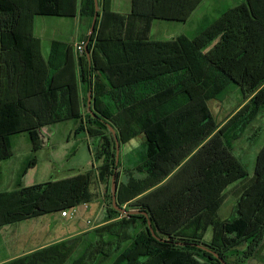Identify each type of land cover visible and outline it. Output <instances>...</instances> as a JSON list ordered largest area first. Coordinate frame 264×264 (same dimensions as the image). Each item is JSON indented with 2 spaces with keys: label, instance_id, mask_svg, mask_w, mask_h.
<instances>
[{
  "label": "trees",
  "instance_id": "16d2710c",
  "mask_svg": "<svg viewBox=\"0 0 264 264\" xmlns=\"http://www.w3.org/2000/svg\"><path fill=\"white\" fill-rule=\"evenodd\" d=\"M201 2L132 0L128 15L106 7L100 17L98 11L87 47L90 65L81 53L79 101L71 48L54 44V50L62 48L63 58L52 60V53L46 64L39 41L26 34L33 16H75L76 0H0V159L8 156L7 137L68 120L78 123L75 133L107 139L111 150L109 165L98 171L97 178L88 171L0 193V227L75 209L91 200L96 179L104 184L106 197L97 227L2 264H103L107 260L109 264H221L193 244L215 252L224 264H248L256 258L264 264V144L253 177L238 187L234 218L218 226L228 243L218 238L215 246L196 237H174L157 229L154 218L174 199L178 211L183 200L197 202V211L213 209L224 189L247 177L232 154L233 143L264 107V0H240L192 38L146 37L152 21L185 23ZM79 13L89 29L93 0H81ZM139 27L141 36L135 33ZM218 39L222 46L204 53ZM49 67L55 69L50 78ZM231 85L241 89L242 100L217 123L208 102L218 100ZM89 90L94 117L86 108ZM107 125L119 143L138 133L145 137L144 169L149 175L124 187V192L131 199L161 184L124 209L145 212L147 218L122 215L112 208L110 178L116 168L117 181L118 163L114 167L115 146ZM121 189L118 186L116 203L123 208ZM147 220L154 234L167 242L149 233Z\"/></svg>",
  "mask_w": 264,
  "mask_h": 264
},
{
  "label": "rangeland",
  "instance_id": "374dc122",
  "mask_svg": "<svg viewBox=\"0 0 264 264\" xmlns=\"http://www.w3.org/2000/svg\"><path fill=\"white\" fill-rule=\"evenodd\" d=\"M242 2V0H241ZM240 0H202L201 4L197 7V10L191 15L190 19L186 23H178L171 21H156L155 24H166L171 26V32L174 36L184 35L188 38H192L199 33L203 28L207 27L214 19L228 8H233L239 5ZM64 20V21H61ZM66 20V21H65ZM66 22V23H61ZM68 18L60 19L57 17H35L33 24V33L40 39V46L42 53L46 55L48 49V43L51 35L57 36L59 33L64 36L71 35L75 30V23H72L71 27L68 25ZM160 29V28H158ZM74 32V31H73ZM155 32V28L154 31ZM154 36V35H153ZM61 37V36H58ZM159 37V36H156ZM61 39V38H60ZM66 39V38H62ZM222 46V41L219 39L205 49L204 53H209L212 50L219 49ZM87 96V95H86ZM242 100L241 89L237 86L231 85L226 93L222 95L218 100H211L208 102V108L212 114L214 120L219 123L226 116H228L236 108L238 103ZM76 126L73 121H68L64 124L54 125L53 132L50 136H45L44 141L47 139V148L49 145H57L58 148L65 149L62 152H69L75 138H83L84 135L81 132L75 133ZM24 135V133H23ZM69 137V138H68ZM15 139L12 137L10 140ZM66 140H70L66 142ZM95 140L93 141V144ZM142 144V137H137L133 141H130L125 146L120 148V156L126 153L127 157L132 156V153H136L138 147ZM264 144V107L258 114L256 119L247 127L238 140L233 143L232 154L242 164L247 173V177L237 183H234L224 189L221 193L220 200L213 209H206L205 211H197L198 203L194 205L190 201L183 200L179 209L177 201L169 202L163 205L162 210L155 213L157 229L165 230L169 234H174V237H196L202 243L213 244L218 246V238L222 239V242L228 243L229 239L223 234L222 229L218 228L219 225H225L234 218L235 207L239 199L238 190L240 184L249 181L254 175L255 159L258 151ZM26 142H24V146ZM23 146V147H24ZM21 148L19 144L18 149ZM43 149L40 152L39 162H45L48 150ZM84 149L81 148V152ZM13 157L10 160L1 162L2 168L9 162L11 164L19 165L21 156L24 152L16 150L15 146H12ZM72 159H70V162ZM67 166V162H62ZM73 164V163H72ZM58 166V167H57ZM57 166L53 173L59 177L61 172L59 167L61 166L60 160H57ZM110 190V189H109ZM189 206H188V204ZM200 205V204H199ZM83 212L81 209L77 212L76 216H81ZM85 217L90 215L85 214ZM53 214H46L23 221L11 223L0 227V259L8 257L14 253L21 252L29 249L32 246L43 243L50 239H53L62 233L68 231H74L78 227H83V223L74 219H69L66 224L59 225L57 223L50 224L53 219ZM76 218V217H75ZM264 219V218H263ZM98 223V219L93 223L90 219V224L87 227ZM154 232V231H153ZM173 236V235H172ZM214 239H217L213 242ZM239 249V248H238ZM264 255V250L262 252ZM76 256V253L70 258V261ZM248 264H263L256 259L247 261ZM103 264H109V261H105ZM199 264H206L199 261Z\"/></svg>",
  "mask_w": 264,
  "mask_h": 264
},
{
  "label": "crops",
  "instance_id": "0c3cea01",
  "mask_svg": "<svg viewBox=\"0 0 264 264\" xmlns=\"http://www.w3.org/2000/svg\"><path fill=\"white\" fill-rule=\"evenodd\" d=\"M131 2L132 0H108L107 2L106 0H98L99 16L101 17L102 10L105 9L106 7H108L110 12L112 13H117L120 15H128L130 14L131 9H132ZM80 4H81V0H76V15L75 16L57 17L60 19L68 18L69 22L67 23H69L68 25L70 27L74 25L72 23H75V30H73L74 32L72 31V35H71V30H70L69 36L68 35L64 36L61 33H59V35L57 36L51 35L49 39L46 55L42 53L41 46H40V39L36 37L33 33V24H34L35 17H50V16H33L28 22V26L26 28L27 30L26 34L36 38L39 41L40 55L46 64L49 61L50 55H52V53L53 54L55 53L52 60L60 61L61 59L59 60V58L61 57L63 58L64 54H63V51H61L62 48L58 47L56 50H54L53 48L54 44L58 43L61 45L69 46L71 48L72 58H73L72 69L76 77L79 101L82 99V88H83L82 72H83L84 66H83V61L81 60V53L75 50V46L81 42H85V37L87 36L88 30H89L87 19L82 17L79 13ZM61 21H64V20H61ZM156 21H152L149 25L148 32L146 33V37L148 39L156 40V41H167V40H171L177 37V36H174L173 33L171 32V29H170L171 26L166 25V24H155ZM61 23L63 24L66 22H61ZM154 28H155V32H153ZM135 33L141 36L143 32L140 30V27H139L135 31ZM58 36H61V37H58ZM156 36H159V37H156ZM62 38H66V39L64 40ZM0 54H1V44H0ZM89 56H90V53H89ZM54 70L55 69H52L51 67H49L48 78H50L55 73ZM91 103H92V94H91ZM238 109L239 108H237L236 111ZM68 121H72V120H68ZM68 121L57 123V124H64ZM57 124H54V125H57ZM54 125L45 126L40 129L32 130L29 132H23L24 135L23 133H20V134L7 137L8 138L7 139L8 156L5 157L4 159H0V193L10 192L16 189L17 187H28L32 185L43 184L46 182L59 181L63 179L73 178L77 175L83 174L88 171L92 172L95 178H97L98 171L102 167L109 165L110 154H111L110 144L109 142H107V139H105L104 137L103 138H90L86 134H83L84 135L83 138L74 139V142L72 146L70 147L69 152H62L65 149H62V148L59 149L57 145H49V147L47 148L46 143L49 142V140L47 139L45 143L43 139L45 136L47 137L50 136V134L53 132ZM77 125L78 123L74 122V126H77ZM12 137H15V139H13L11 142L10 139ZM137 137H142V144L138 147L137 152L134 154L132 153V156L130 157H127L126 153H124L123 157L121 158L120 156L121 146H125L127 143H129L130 141H133ZM135 138L129 140L126 143H119V157H118V167H117V172H118L117 188L118 186H122V189L120 191V196L124 200L123 208L130 206L135 201H139L144 196L150 195L161 184L160 183L154 187H151L150 189L144 191L143 193H140L139 195L131 199L128 196V194L124 192V187H127V186L130 187L134 185L135 182L139 183L142 180L146 179L149 175L147 171L144 169L145 168V137L143 136L142 133H138ZM208 139L209 138H207L202 143L198 144L197 147L184 159L183 162L191 158ZM94 140H95V143L93 144ZM69 141L70 140H66V142H69ZM24 142H26L25 146H24ZM19 144H21L20 149H18ZM13 145L15 146L16 150L23 151L24 155L21 156V160L18 162L19 165L11 164L9 162L8 164L4 165V168H2L1 162L10 160L13 157L12 152H10L12 150ZM46 148L48 150L47 152L48 158L45 160V162L40 163L39 154L41 151H43V149H46ZM81 148L84 149V152L83 151L81 152ZM70 159H72L71 163H69ZM57 160H60L61 162V166L59 167V169H61L59 170L61 172V176L59 177H57L53 173V171H55V166H57ZM62 162H67V166L62 164ZM167 179L168 178L162 181V183H164ZM96 180L97 182L96 183L94 182L90 190V192L92 193L91 200L75 208L76 214L79 211V209H81V211L83 212L81 216L77 215L76 218H74V220L79 221L80 223L82 222L84 224L83 227L81 226L75 229L74 231H68V232L62 233L61 235L53 239H50L43 243L32 246L29 249L14 253L8 257H4L0 259V264L7 262L9 260L15 259L19 256L28 254L30 252H33L35 250L47 247L51 244L60 242L67 238L79 235L81 233H84L86 231H89L97 227L98 224L87 227V222L90 223V219L94 223L99 218L100 212L102 210V207L105 203V198H106L104 184L100 183L98 179ZM147 202L151 203L152 198L147 200ZM84 213L87 215H90V217H85ZM52 217H53L52 218L53 220L49 222L50 224L57 223L59 225H62V224H66V221H70L68 218L61 217L60 213L53 214Z\"/></svg>",
  "mask_w": 264,
  "mask_h": 264
},
{
  "label": "water",
  "instance_id": "95a60500",
  "mask_svg": "<svg viewBox=\"0 0 264 264\" xmlns=\"http://www.w3.org/2000/svg\"><path fill=\"white\" fill-rule=\"evenodd\" d=\"M93 3H94V14H93V17H92L90 26H89V30H88V34H87V39L85 40L84 45H83V51H84V54L86 56L88 65H90V56H89V51H88V48L87 47H88V43L90 42V38H91V36H92V34L94 32V27H95V24H96V19H97L98 11H99V8H98V0H93ZM90 107H91V90H89L87 92L86 108H87L89 114L94 117L95 114L90 109ZM107 129H108L109 133L111 134V136L113 138V141H114V146H115L114 167H116V165L118 163V157H119V142H118L117 135H116L114 129L110 125H107ZM115 173H116V168L113 169L112 175H111V178H110V198H111L112 208L114 210L118 211L122 215H128V216H130V215L141 214V215H143L144 217L147 218V214L145 212L129 211V210H126V209H124L122 207H119L117 205V203H116L117 181H116ZM147 227H148L149 233L155 239H157L159 242H167V241H164L162 239H159L154 234L153 229H152V226H151V223H150L149 220H147ZM177 245H183V244L177 243ZM193 246H196V247L200 248L201 250L206 251L207 253L211 254L214 258H216L221 264H224L223 260L221 258H219L218 255L215 252L209 250L208 248H205L203 246H200V245L193 244Z\"/></svg>",
  "mask_w": 264,
  "mask_h": 264
},
{
  "label": "built area",
  "instance_id": "2783aa9c",
  "mask_svg": "<svg viewBox=\"0 0 264 264\" xmlns=\"http://www.w3.org/2000/svg\"><path fill=\"white\" fill-rule=\"evenodd\" d=\"M83 45L84 42H81L75 46V50L79 53L83 52ZM60 216L68 219H74L76 217V209H71V210H65L60 212ZM87 224H90L87 222Z\"/></svg>",
  "mask_w": 264,
  "mask_h": 264
}]
</instances>
